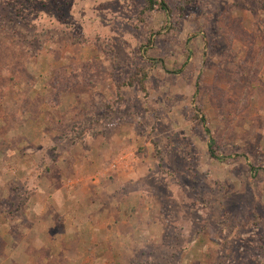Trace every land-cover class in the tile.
<instances>
[{
  "label": "rangeland",
  "instance_id": "obj_1",
  "mask_svg": "<svg viewBox=\"0 0 264 264\" xmlns=\"http://www.w3.org/2000/svg\"><path fill=\"white\" fill-rule=\"evenodd\" d=\"M156 2L0 0V226L42 177L130 173L137 220L109 264H264V0Z\"/></svg>",
  "mask_w": 264,
  "mask_h": 264
},
{
  "label": "crops",
  "instance_id": "obj_2",
  "mask_svg": "<svg viewBox=\"0 0 264 264\" xmlns=\"http://www.w3.org/2000/svg\"><path fill=\"white\" fill-rule=\"evenodd\" d=\"M95 138L92 141L98 144L100 135ZM90 144L94 145L93 142L87 145ZM88 151L86 148L87 154ZM85 155L82 154V159ZM67 160L66 156L61 155L55 163H51L50 171L61 173L69 167L71 171L72 166L68 162L72 161ZM75 166L72 171L81 173ZM114 168L113 164L108 167L109 170ZM140 171L132 169L134 174ZM126 178V182L101 184L100 177L93 181L76 179L66 182L58 179V183L51 176L42 177L41 181L32 185L33 190L23 206L22 217H18L14 223L0 226V233L7 236L4 248L14 250L13 254L10 251L8 261H12V264H30L35 258L31 259L30 253L26 258L21 248H32L60 264H109L106 254L114 252L110 248H130L126 240L132 235L137 220V211L132 202L137 201L138 196L137 193L132 195L127 192L126 184L131 185L133 177L129 173ZM87 248H97L94 258L88 257ZM120 252L118 250L117 253L121 259ZM70 253H73V257ZM46 264L51 263L47 260Z\"/></svg>",
  "mask_w": 264,
  "mask_h": 264
},
{
  "label": "trees",
  "instance_id": "obj_3",
  "mask_svg": "<svg viewBox=\"0 0 264 264\" xmlns=\"http://www.w3.org/2000/svg\"><path fill=\"white\" fill-rule=\"evenodd\" d=\"M145 4H146V10L148 12H152L153 10H155V8H157L158 10L161 9L162 11L163 9H165L164 3L163 2L157 3L156 0H145ZM167 14H169V12H167ZM148 47H151L150 43ZM135 73H138V72L136 71ZM135 73H134V76H132V78L128 81L127 84L131 86L136 84L139 87H141V89H144L143 83H144V79H146L147 77L146 74L144 72H139L138 74H135ZM208 150L212 158H217V156H215L214 150L212 149L211 143L208 146Z\"/></svg>",
  "mask_w": 264,
  "mask_h": 264
}]
</instances>
